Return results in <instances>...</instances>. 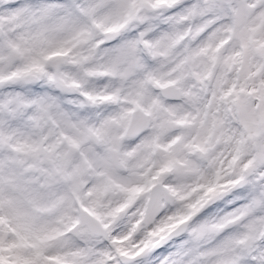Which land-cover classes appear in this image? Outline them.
<instances>
[{
    "label": "snow or ice",
    "instance_id": "1",
    "mask_svg": "<svg viewBox=\"0 0 264 264\" xmlns=\"http://www.w3.org/2000/svg\"><path fill=\"white\" fill-rule=\"evenodd\" d=\"M0 264H264V0H0Z\"/></svg>",
    "mask_w": 264,
    "mask_h": 264
}]
</instances>
